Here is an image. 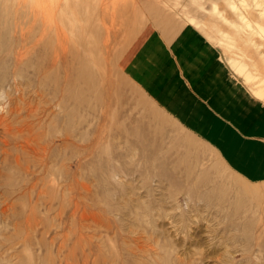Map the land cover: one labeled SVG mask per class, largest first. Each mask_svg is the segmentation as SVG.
<instances>
[{
  "label": "rangeland",
  "instance_id": "374dc122",
  "mask_svg": "<svg viewBox=\"0 0 264 264\" xmlns=\"http://www.w3.org/2000/svg\"><path fill=\"white\" fill-rule=\"evenodd\" d=\"M250 20L264 0H0V264H264Z\"/></svg>",
  "mask_w": 264,
  "mask_h": 264
},
{
  "label": "bare ground",
  "instance_id": "6f19581e",
  "mask_svg": "<svg viewBox=\"0 0 264 264\" xmlns=\"http://www.w3.org/2000/svg\"><path fill=\"white\" fill-rule=\"evenodd\" d=\"M230 3L232 4V6L234 5V3L232 1H230ZM212 4L215 5V3L212 1ZM247 26L252 28V27H256L258 34L264 38V24H259L257 22H252L251 20L248 21ZM220 41V40H218ZM228 58V57H227ZM228 63L229 66L238 74H240L243 78V80L246 83H252V82H256V75L253 74L252 72L247 71V67L246 64L241 60V59H237L234 58L232 56H230L228 58ZM261 82H264L263 80ZM260 82V83H261ZM259 83V84H260ZM256 85V86H259ZM250 92L257 96L258 98H262V94H263V90L262 89H250Z\"/></svg>",
  "mask_w": 264,
  "mask_h": 264
}]
</instances>
